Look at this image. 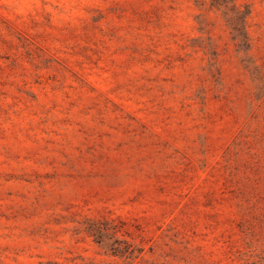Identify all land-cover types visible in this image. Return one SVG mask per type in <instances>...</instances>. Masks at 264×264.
Returning a JSON list of instances; mask_svg holds the SVG:
<instances>
[{
  "label": "rangeland",
  "instance_id": "obj_1",
  "mask_svg": "<svg viewBox=\"0 0 264 264\" xmlns=\"http://www.w3.org/2000/svg\"><path fill=\"white\" fill-rule=\"evenodd\" d=\"M0 264H264V0H0Z\"/></svg>",
  "mask_w": 264,
  "mask_h": 264
}]
</instances>
